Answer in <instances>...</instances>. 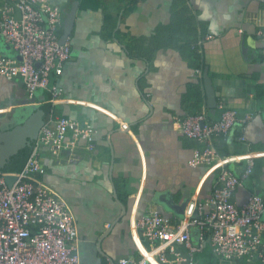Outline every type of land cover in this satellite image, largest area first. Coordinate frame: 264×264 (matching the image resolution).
I'll return each mask as SVG.
<instances>
[{
    "label": "crops",
    "instance_id": "1",
    "mask_svg": "<svg viewBox=\"0 0 264 264\" xmlns=\"http://www.w3.org/2000/svg\"><path fill=\"white\" fill-rule=\"evenodd\" d=\"M47 1L60 7V38L67 32L72 46L62 73L51 76L62 88L53 110L96 130L92 150L78 142L77 161L42 156L41 179L66 200L74 217L78 264L136 257V218L157 210L179 223L195 217L194 200L210 195L217 170L190 163L200 143L173 122L200 110L211 120L219 116L217 107L214 114L207 106L204 67L216 105L248 115L245 141L236 139V125L231 138L215 142L220 153L254 156L252 172L231 199L239 205L257 193L264 201V39L256 34L264 27V0ZM204 35L210 37L192 48ZM42 93H36L39 101ZM31 105L35 111L42 103L27 100L20 80L0 76V136ZM244 163L229 168L239 172ZM188 230L197 244L199 227L190 224ZM193 264L264 263L218 260L205 244L193 253Z\"/></svg>",
    "mask_w": 264,
    "mask_h": 264
},
{
    "label": "built area",
    "instance_id": "2",
    "mask_svg": "<svg viewBox=\"0 0 264 264\" xmlns=\"http://www.w3.org/2000/svg\"><path fill=\"white\" fill-rule=\"evenodd\" d=\"M16 9L19 15L16 17ZM62 13L59 6L47 0H0V40L13 51L0 50V76L22 82L27 100L42 103L36 93L48 92L51 109L39 126L26 162L17 170L0 169V264H78L77 229L66 200L41 179L42 156L77 161L78 142L87 151L94 147L95 128L68 116L56 115L53 105L60 99L62 88L51 81L59 76L71 57V38L60 41ZM264 39V27L256 30ZM199 37L192 48L204 38ZM199 74L200 68L195 69ZM219 116L208 119L204 110L176 116L177 130L193 138L200 146L193 150L192 165L206 164L216 169L210 195L194 200L195 217L172 223L157 210H149L133 223L138 255L121 257L114 264H193V253L208 244L212 255L222 261L239 258L264 263V201L251 193L241 204L231 194L248 176L254 156L220 153L215 142L233 136L236 125L238 141H245L244 124L248 115L238 116L235 108L223 102L216 105ZM245 161L239 172L230 164ZM199 227L198 243L192 244L188 227ZM142 240V242L140 241ZM186 253H183L181 249ZM171 255V256H169Z\"/></svg>",
    "mask_w": 264,
    "mask_h": 264
},
{
    "label": "water",
    "instance_id": "3",
    "mask_svg": "<svg viewBox=\"0 0 264 264\" xmlns=\"http://www.w3.org/2000/svg\"><path fill=\"white\" fill-rule=\"evenodd\" d=\"M18 15L19 11L16 9L15 16L17 17ZM66 35L67 32L63 34L60 41H63ZM203 84L207 106L210 108L211 112L215 114L217 100L214 96V90L206 67L203 69ZM39 98L42 101V106L40 108H37L29 117H25L24 119L26 121L13 125L2 134L3 138L0 140V152L3 153L5 157V163L14 170L24 166L38 128L48 115L51 106L48 101L50 94L48 92H43ZM122 213H124L123 209Z\"/></svg>",
    "mask_w": 264,
    "mask_h": 264
},
{
    "label": "trees",
    "instance_id": "4",
    "mask_svg": "<svg viewBox=\"0 0 264 264\" xmlns=\"http://www.w3.org/2000/svg\"><path fill=\"white\" fill-rule=\"evenodd\" d=\"M125 51L127 52L128 55H132V52L129 48H125ZM3 138V135L0 136V140ZM220 149V148H219ZM4 155L3 153L0 152V169L3 171H9V170H14L11 167H9L5 161H4Z\"/></svg>",
    "mask_w": 264,
    "mask_h": 264
},
{
    "label": "rangeland",
    "instance_id": "5",
    "mask_svg": "<svg viewBox=\"0 0 264 264\" xmlns=\"http://www.w3.org/2000/svg\"><path fill=\"white\" fill-rule=\"evenodd\" d=\"M0 50L5 54L8 55V49L6 48V43L3 40H0ZM30 110H32L31 112H28L24 115V118L29 117L34 111H33V105H31L30 107H28ZM24 118H22V120H20L19 122H23L26 121Z\"/></svg>",
    "mask_w": 264,
    "mask_h": 264
}]
</instances>
